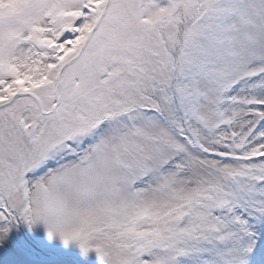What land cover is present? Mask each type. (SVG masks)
<instances>
[{
	"label": "snow or ice",
	"instance_id": "snow-or-ice-1",
	"mask_svg": "<svg viewBox=\"0 0 264 264\" xmlns=\"http://www.w3.org/2000/svg\"><path fill=\"white\" fill-rule=\"evenodd\" d=\"M98 264H264V0H0V246Z\"/></svg>",
	"mask_w": 264,
	"mask_h": 264
},
{
	"label": "rangeland",
	"instance_id": "rangeland-1",
	"mask_svg": "<svg viewBox=\"0 0 264 264\" xmlns=\"http://www.w3.org/2000/svg\"><path fill=\"white\" fill-rule=\"evenodd\" d=\"M41 245L53 244L57 247H65L58 239H49L43 227H37L31 231ZM53 251H47L49 254L45 259H39L33 255L24 243L21 237L14 233L10 234L9 239L3 246H0V264H78V259L68 254L50 255ZM79 261L86 263L83 258Z\"/></svg>",
	"mask_w": 264,
	"mask_h": 264
}]
</instances>
